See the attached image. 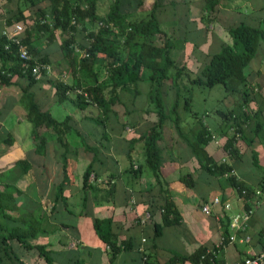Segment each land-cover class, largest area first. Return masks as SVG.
<instances>
[{"label": "trees", "instance_id": "obj_1", "mask_svg": "<svg viewBox=\"0 0 264 264\" xmlns=\"http://www.w3.org/2000/svg\"><path fill=\"white\" fill-rule=\"evenodd\" d=\"M43 1L47 2L46 10L40 7ZM221 1L223 0H205L206 11H212ZM161 2L154 0L152 9L142 13L138 11L142 0H115L109 11L101 16L97 12V0H18L19 7L12 16L6 18V32L16 24L25 25L21 39L31 60L21 61L18 48L6 36L1 35L0 86L15 85L14 79L26 81L24 86L21 85L17 104L24 111L25 121L31 124L32 138L36 142L34 153L45 156L52 143L60 152L61 181L55 186L56 196L51 212L57 205L66 204L63 191L67 185L73 184V177L69 175V158L70 155L76 156L77 149L67 139L71 133L81 138L79 146L94 157L82 174L81 190L84 197L81 205L84 207V201L94 191L102 190L103 196L114 194V186L110 183H96L94 163L98 160V150L88 145L73 125L72 117L67 115L63 120H58L48 110H43L35 100L33 87L40 79L31 70L35 64L49 66L48 56L39 50L36 40L41 37L47 40V44H51L56 40V31H60L64 37L60 43V51L68 61L70 77V82L59 79L52 82L57 104L71 101L80 110L94 105L100 114L99 122L95 121L94 125L105 128L110 117H117L115 107L124 106L121 95L136 99L140 94L139 85L146 83L149 86L146 94L149 109L145 113L152 112L155 119L139 138L127 142L129 152L136 142L142 145L143 166L151 172L160 188L158 195L161 203L157 211L161 213V223L154 225V238H159L165 227L182 223V217L167 190V182L162 178L164 157L161 143L166 122H170L178 137L186 142L199 170L224 178L225 186L235 191L237 196H241V191L246 190L248 195L243 199V210L252 207L250 202L254 198V188L237 179L228 162H216L207 153L205 147L208 143L217 141L211 129L201 121H195L191 129L184 133L178 109L185 83L191 85L185 90L184 109L187 111H191L193 87L212 89L221 86L225 98L236 95L239 97L232 108L218 111L221 122L217 125V137L225 138L224 151L235 160L240 156L236 147L238 140L243 141L246 146L258 141L264 147V104L257 103L255 110L249 109V103L257 100L258 93L249 85V73L246 72L260 44L264 42V22L257 26L241 23L229 28L231 44L222 45L218 52L209 57L197 76L190 78V71L184 65L178 66L175 57L176 49L186 41L173 40L163 31L158 21L157 10ZM25 10L34 15L33 27ZM93 25L96 30L92 29ZM46 74L43 72L42 76ZM171 92L174 98L167 107L165 98ZM71 93H74L72 99ZM125 111L130 114L127 108ZM236 134L239 135L238 138ZM105 137L110 142V136L104 134L103 138ZM0 143L12 146L14 140L7 135ZM128 157L130 158V154ZM252 157L255 168H258L256 153L252 152ZM32 166L28 159H20L12 168L0 171V264H24L19 256L21 251L42 258L46 264H53L45 245L30 244V240L42 230V221L37 219L34 207L30 208L27 202L21 201L23 193L15 185V181L26 175ZM128 170L134 175L139 173V170L134 171L131 167ZM91 176L93 180L90 179ZM179 181L189 189L195 186L193 175L189 173L182 175ZM258 189L264 190V178ZM110 223L111 221L94 219L93 228L99 240L109 248L108 261L112 264L124 243L119 242L112 233ZM221 236L220 245L213 246L210 252H207L206 247H199L189 255H174L164 264L217 262V253L231 243L228 220L222 225ZM256 239L264 251V227L258 232ZM144 264L153 263L146 259Z\"/></svg>", "mask_w": 264, "mask_h": 264}, {"label": "crops", "instance_id": "obj_2", "mask_svg": "<svg viewBox=\"0 0 264 264\" xmlns=\"http://www.w3.org/2000/svg\"><path fill=\"white\" fill-rule=\"evenodd\" d=\"M9 1L0 0V36L5 31L4 24L6 18L10 17L9 15L6 16L7 11L4 7L6 2L8 4ZM161 1V6L157 10L158 21L163 31L169 37H171L170 34L176 35L173 38L171 37L173 40L180 39L186 41L179 52L180 64H177L178 66L184 65L187 69L190 68V71H197L201 62H203L201 68L207 64L206 61L211 55L220 50L223 45L222 43H228L226 45L231 44L232 41L228 34V29L236 26V23L227 25L223 23V20L232 21L238 19V17H247L249 15V18H245V21L249 25H253L257 21L255 19L256 15L264 10V6L262 7L261 4L262 0L245 1L246 14H242V4L239 5L237 3L238 0H223L212 10V13H215L217 16L207 26L209 29H212V26L217 29V32L212 35L211 32L207 31V27L201 24L204 16H207V4L205 0ZM153 4L154 0H142V5L138 11L145 13L152 9ZM220 15L223 19H221ZM253 19L254 23L252 22ZM262 22L264 20L260 23L262 24ZM261 49H263L264 53V42L260 44L258 53L250 65L249 85L258 93L257 100L249 103L250 110H255L257 103L264 104V54L259 56V50ZM42 53L47 55L43 51ZM255 62L257 63V67H255ZM16 80L14 79L15 84H17ZM141 86L144 88L143 98L146 100L149 86L146 83H143V85L141 83L139 85V96L136 99H131L133 103H138L140 98H142ZM12 87L13 85L8 86V89L10 90ZM51 89L53 90L51 99L54 100L53 103H56L53 86ZM122 98L123 95H121V101L124 103ZM144 99H141V101ZM35 100L39 104L37 96ZM39 106L43 110L49 111L48 107H42L40 104ZM119 106L123 108V116L121 117L117 113V117H110L108 122L120 125L121 129H124L123 121L124 118L127 119L128 125H131L133 129L131 133L132 137L130 138H127L126 135L124 136L123 133H119L115 129L111 132L107 131V122L104 133L110 136V142L108 140L104 145L93 146V143H96L101 137L103 138V134L97 133V137H94V130H91L92 128L84 131L82 127L80 129L75 127L87 141L88 145L98 150V160L94 163V169L97 173L96 183L104 181L110 183V185L114 186V194L103 196L102 190L100 192L94 191L84 201L85 205L83 207L81 205L84 197L81 190V175V178L77 181L72 179L73 184L67 185L64 189L63 197L66 199V204L57 205L56 209L51 212L56 196L55 186L61 181V174L59 173L61 171V169L59 170L60 152L54 143H52V148L48 147L46 151V154L52 152L54 156L51 167L53 168L52 171H55L51 176L52 178L50 179L48 173L49 166L46 165L45 156L37 155L39 157H37L38 165L32 163L38 169L36 193L34 196L32 194L30 196L22 194L20 198L22 202H32L28 207L34 206L37 219L42 221V230L34 239L30 240V244L45 245L53 264H95L96 260L97 264H109V248L99 240L93 228L94 219H100L111 221L109 226L112 233L118 238L119 242L124 243L121 246L120 253L112 264H132L134 262L135 264H144V259H148L153 264L154 262L164 264L172 256L181 255H169L167 249L164 250L163 246L159 243L153 242L164 238L167 232H174L178 235L181 232V236H185L183 238L184 241L186 238L187 250L182 255L192 254L199 247H206L207 252H210L213 246H219L222 239L223 223L226 224L227 220L230 223L231 217L243 210V203L238 202V196L235 191L225 186L224 178H217L199 170V165L191 156L186 142L181 141L174 144V141L171 139L169 147L165 146V133L163 134L164 138L161 143L164 157L162 178L167 182V190L182 217V223L176 226L165 227L162 235L159 238H154V225L161 223V213L157 211L161 203L158 195L160 188L155 183L151 172L143 166L142 145L136 142L129 152L127 141L139 138L151 125L155 117L152 112L145 113V110L142 108L135 107L130 110L128 109L130 114H126L124 106ZM232 106L227 107L230 109ZM71 117L73 121L76 119L73 116ZM82 121H89L93 125V128L100 126L94 125L96 122L87 118H84ZM195 121H201V123L206 125L202 120ZM192 126L193 123L187 127L191 129ZM166 127L165 124L164 131ZM187 130H183V132L185 133ZM212 135H214L213 132ZM87 137L89 138L88 140ZM214 137L217 139V134ZM72 143L70 142L71 146L77 149V153L76 156L70 155L69 158L70 176L75 173V170L72 168L74 164L81 165L80 171L83 174L85 168L94 159L93 154L81 148L80 144H77V141L75 144ZM240 143L242 145L238 147L240 156L238 159L232 161L224 153L223 144H220L219 141L212 140L205 149L216 162L226 161L232 165L233 174L237 179L256 190L264 178V147L258 141L253 142L249 146H246L243 141ZM219 144L220 146H217ZM252 152L257 155L258 168L254 166ZM128 154H130V158ZM246 158H249L250 161ZM244 164H247L246 173L241 171V167ZM130 167L134 171L139 170V173L134 175L132 171L128 170ZM188 173L193 175L195 184L193 189L185 187L179 181L182 175ZM203 187L208 188V190L215 189L221 192L219 198L224 202L229 203L231 197L237 196V204L231 207L232 211L230 213H227L221 207H215L211 215H204L201 212V207L204 203L208 202V199L206 194L200 190ZM250 203L252 204L253 214L246 234L252 238V242L250 243L252 245L249 246V243L238 242L244 233H235L230 229L231 236H237V240L224 246L217 253V262L213 263L220 264V262H223L224 264H232L246 256L264 252L256 239L258 232L264 227V203L256 198H253ZM148 212L151 215L150 220L145 225L139 224V219ZM182 227L183 230L181 229ZM19 256L24 264H46L42 258L34 256L32 253L21 251L19 252Z\"/></svg>", "mask_w": 264, "mask_h": 264}, {"label": "rangeland", "instance_id": "obj_3", "mask_svg": "<svg viewBox=\"0 0 264 264\" xmlns=\"http://www.w3.org/2000/svg\"><path fill=\"white\" fill-rule=\"evenodd\" d=\"M115 0H97V12L99 15L104 16L108 11L110 6L112 5V3ZM172 1V0H170ZM173 1H177L179 2V0H173ZM21 2V1H20ZM262 3V7L264 6V0L261 1ZM237 3L242 4V14H246V9H245V1L244 0H238ZM259 3V2H258ZM245 4V5H244ZM7 5V7H6ZM4 6L7 13L6 16H12L14 14V12L17 10V8L19 7L18 5V0H10L9 3ZM40 7L44 8L45 10L47 9V2L43 1L40 4ZM8 8V9H7ZM150 11V10H149ZM25 14L28 16V21L30 22L31 26L33 27V23H34V15H32V12H30L29 10H25ZM217 16L215 13H212V11L208 10L207 12V16H204V19L202 20V23L204 26H208L211 22H213V18L215 19ZM221 19L222 16L220 15ZM245 18H249V15L247 17L243 16V17H238V19L232 20V21H227V20H223V23L227 24V25H232L234 23H236L235 25L241 24V23H245L248 24L247 21H245ZM255 19H257V21H255V24L253 25H260L261 21L264 20V10L260 13H258L255 17ZM238 20V21H237ZM254 23V19L252 21ZM19 25L22 26L23 31L25 29V25L23 23H19ZM180 28V27H179ZM93 30H96V26L93 25ZM183 29V27H182ZM217 29L214 28L212 26V29H209L207 27V31L211 32L212 35L217 32ZM169 32V31H168ZM55 37L56 40L51 43V44H47V40L43 39V38H38L36 40V44L39 48L40 51H43L47 54L48 56V60H49V66H50V71L42 76L40 78V82H38L34 87H33V91L35 93V95L38 97V102L42 107H48L50 113L52 114V116L56 119H60L63 120L65 118L66 115H71L73 117H75L76 121H73V125L76 128H81L86 131V130H94V134L93 136L97 137L98 134H105V128L102 127V125L98 126V127H94L93 125H91L89 123V121H82L84 118L98 121L99 120V112L98 109L94 106V105H90L88 106L86 109L84 110H80L78 109L71 101H66L63 105H58L56 103H53L54 100L51 99V93H52V82L55 80H63L65 82H70V77H69V64L68 61L62 56V53L60 51V43L62 41V39L64 38L61 34L60 31H56L55 33ZM207 35V34H206ZM170 36L173 38L175 37L174 34H170ZM190 36V35H189ZM205 37V36H204ZM230 39V38H228ZM223 45H226L228 43H222ZM182 46V45H181ZM179 47L178 49H176L175 54H176V62L178 64H180V57H179V52L181 51L182 47ZM75 48L78 51V47L77 45H75ZM260 51V55L264 54L263 53V49L259 50ZM258 53V51H257ZM208 62V60L206 61V63ZM253 61H251V63L249 64V66L247 67L246 72L249 73L250 71V65L252 64ZM203 64V62L200 63L199 68L197 69V71H190V78H195V76H197L199 70L201 69V65ZM255 67H257V63L255 62ZM193 69V68H192ZM17 84L13 85L12 88H10V90L8 89V87H2L0 86V142H2L7 135L11 136L14 140V143L12 146H8L6 144L0 143V171H5L7 169H10L13 167L14 163L17 160L20 159H28L29 161H31V163H33L34 165H38L37 162V155L34 153V148L36 145V142L34 141V139L32 138V127L31 124H29L27 121H25L24 118V111L22 110L21 107L18 106L17 104V100L21 95V85L24 86L26 84L25 80H21V79H17L16 80ZM39 84V85H38ZM143 85V83H142ZM185 89H183L181 91V96H180V103H179V109H178V113L179 116L182 120V127L183 130H187L189 129L187 126H189V124L195 122V120H202L214 133V135H216L217 133V125L221 122V118L218 115V111H225L228 109L227 106L231 107L233 105V103H235L236 101H239V97L236 95L234 97H226L225 98V93L222 89L221 86H216L212 89H208V88H203V87H193L192 90V103H191V111H187L184 109V98L186 97V89L190 88V84L185 83ZM183 86H181L182 88ZM142 88V98H140V100L138 101V103H133L131 101V99L129 97H127L126 95H123L122 100L124 101V107L127 109H132L133 107L135 108H142L143 110H147L148 106H147V102L146 100L143 98L144 97V88L143 86H141ZM166 88L168 89L169 86L167 85ZM74 93H71V99L74 97L73 95ZM167 98H165V102L167 104V107L169 106V103L173 100L174 96L173 93L171 92L170 95H166ZM225 98V99H224ZM141 99H144L143 101H141ZM116 112L122 117V111L123 108L121 106H116L115 107ZM84 116V117H82ZM86 116V117H85ZM81 118V119H80ZM80 119V120H79ZM128 120L124 118V129H121L120 125H117L115 123L112 122H108L107 123V131L111 132L112 130H118L119 133H123V135L127 136V138L132 137V131L133 129L131 128V125H128L129 122H127ZM86 125V126H85ZM187 125V126H186ZM166 129L164 131L165 133V139H164V143L165 146L169 147V144L171 143V139L174 141V144H176V142H181L182 140L178 137L177 133L175 132L173 126L171 125L170 122H166ZM191 126V125H190ZM188 131V130H187ZM98 133V134H97ZM131 134V135H130ZM109 135V133H108ZM68 141L73 142L72 144H75L76 141L78 142L77 144L79 145V141L81 140L80 137H76V135L74 133L69 134L68 136ZM89 138L87 137V140ZM216 139V138H215ZM217 141H219V143L224 144V137H217L216 139ZM108 140L105 138L98 139V141L96 143H93V146H99V145H104V143H106ZM241 140H238L236 142V147H241ZM111 144V143H110ZM217 145V146H220ZM109 145V144H108ZM53 145L50 144V147L52 148ZM221 148V147H220ZM54 149V148H53ZM52 151V149H50ZM224 153L228 156V154L224 151ZM249 157V155H247ZM53 154L51 153H47L45 155V159H46V165L49 166L48 169V173L50 175V179L52 178L51 176L54 174V171H52V165H53ZM39 158V157H38ZM228 159L230 161H232V158H230L228 156ZM248 161L249 158H246ZM228 161V160H227ZM80 164H74L73 165V170H75V173L72 175L73 180L77 181L78 179L81 178V171H80ZM61 169V167H59V170ZM247 164H244L241 167V171H243V173H246L247 171ZM37 172L38 169L35 168L33 166V168L24 176L20 177L18 180L15 181V185L22 191V193L26 196H30L31 194L34 196L35 195V191L37 189V181H36V177H37ZM53 172V173H52ZM59 173L61 174V171H59ZM39 185V184H38ZM45 185V184H44ZM43 185V186H44ZM46 186V185H45ZM41 187V186H40ZM40 189V188H39ZM202 191V193L206 194V197L208 199V201H211L213 199V197H217L219 198V196L221 195V192L215 190V189H209L208 188H201L200 189ZM34 193V194H33ZM231 207L235 206V204H237V196H233L230 198L229 201ZM32 202H28L27 205H31ZM34 207V206H30ZM227 213H230L232 211V209L230 208L229 210H226ZM202 212V211H201ZM204 214V213H203ZM205 215V214H204ZM183 230V227L181 228ZM184 236V235H183ZM183 236H181V232L179 233V235L177 233H170L167 232L166 235L164 236V238L162 239H158L156 241H153L154 243H159L161 246H163V249H167L169 252V255H174V254H184L187 250V241ZM185 237V236H184ZM152 242V241H151ZM251 242H252V238H251ZM250 242V243H251ZM249 243V246L252 245ZM95 264H97V260L95 261ZM132 264H135L132 263ZM211 264H215V263H211Z\"/></svg>", "mask_w": 264, "mask_h": 264}, {"label": "built area", "instance_id": "obj_4", "mask_svg": "<svg viewBox=\"0 0 264 264\" xmlns=\"http://www.w3.org/2000/svg\"><path fill=\"white\" fill-rule=\"evenodd\" d=\"M23 34V28L21 25L16 24L12 27L9 32L4 31L3 35L7 37V39L18 48V56L21 61L28 62L31 60V56L28 51L25 49L22 44L21 36ZM32 74L40 79L43 75V72L48 73L50 71V67L45 64H35L32 68ZM238 138L239 135L236 134ZM93 180V176L90 177ZM248 195L246 190L241 191V196H238V202L243 203V199ZM254 198L264 203V190L256 189L254 190ZM259 204V203H257ZM215 207H221L223 210H229L231 208L230 203L222 202L220 198L214 197L211 201L204 203L201 207L202 213L205 215H211L213 209ZM253 214V209L249 208L247 210H242L239 213L233 215L230 219V229L235 233H244V235L238 240L240 243L248 244L251 242V237L246 234L249 221ZM150 220V213H146L141 219H139V224L145 225ZM237 236H231V242L236 241ZM213 253V252H211ZM146 260V259H144ZM232 264H264V252L259 254L249 255L241 259L240 261L234 262Z\"/></svg>", "mask_w": 264, "mask_h": 264}]
</instances>
